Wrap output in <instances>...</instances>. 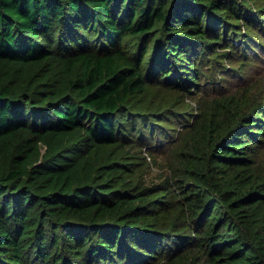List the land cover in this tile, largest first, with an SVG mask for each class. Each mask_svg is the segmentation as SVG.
<instances>
[{
  "label": "trees",
  "instance_id": "obj_1",
  "mask_svg": "<svg viewBox=\"0 0 264 264\" xmlns=\"http://www.w3.org/2000/svg\"><path fill=\"white\" fill-rule=\"evenodd\" d=\"M256 8L0 0V264H264V110L218 96L172 173L137 177L175 127L154 86L199 91Z\"/></svg>",
  "mask_w": 264,
  "mask_h": 264
},
{
  "label": "rangeland",
  "instance_id": "obj_2",
  "mask_svg": "<svg viewBox=\"0 0 264 264\" xmlns=\"http://www.w3.org/2000/svg\"><path fill=\"white\" fill-rule=\"evenodd\" d=\"M240 2L248 7L256 6L258 10L253 9L252 14L258 20H262L258 7L262 6L264 13V0H240ZM245 23L247 22L242 23L244 25L241 26V32L247 31L249 38H242L241 44L216 47L217 51L211 54L209 59L205 57L199 91L189 93L186 89L168 90L163 86H154L157 99L166 103L165 111L173 118L172 123L175 127L165 129L163 133H155L156 139L161 141L162 146L154 152V155H150L151 159L147 158L148 163L137 172V177L146 184L162 182L176 168L180 159L179 149L190 140L192 122L200 108H205L211 100L218 96L235 95L244 103V112L264 110V29H255ZM199 55L200 58L203 56V54ZM209 79L215 83L210 84ZM170 133L172 134L169 135ZM151 139L150 134L144 145H149ZM261 145L259 161L264 166V142ZM137 150L134 149L136 154H141Z\"/></svg>",
  "mask_w": 264,
  "mask_h": 264
},
{
  "label": "built area",
  "instance_id": "obj_3",
  "mask_svg": "<svg viewBox=\"0 0 264 264\" xmlns=\"http://www.w3.org/2000/svg\"><path fill=\"white\" fill-rule=\"evenodd\" d=\"M145 154L147 155L148 159H151V156H150L149 152H145Z\"/></svg>",
  "mask_w": 264,
  "mask_h": 264
}]
</instances>
